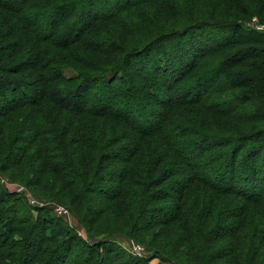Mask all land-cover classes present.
<instances>
[{
    "label": "trees",
    "instance_id": "obj_1",
    "mask_svg": "<svg viewBox=\"0 0 264 264\" xmlns=\"http://www.w3.org/2000/svg\"><path fill=\"white\" fill-rule=\"evenodd\" d=\"M196 2L188 13L186 6L175 2L165 5L168 14L177 9L189 16L178 22L184 26H173L157 35L154 31L138 35L129 28L128 21L120 19L126 9L123 3L113 15L103 17L93 14L84 0H0V118L37 106L42 99L57 115H70L67 122L59 121L56 129L45 123L47 130L39 120L29 121L34 134L25 142L31 141L30 145L16 150L20 155L15 157L9 152L6 161L10 164H0V172L8 167L20 168L24 154L34 145L31 153L36 169L51 173L56 184L61 182L60 191L70 199L68 205L79 212L86 205L85 192L103 180L102 172L108 168L105 163L123 164L126 167L117 177L116 192L106 195L109 208L131 203L126 208L135 210L132 189L141 191L136 197L144 207L147 201L175 202L173 209L160 219L150 218L145 228L138 227L139 232L150 230L154 224L178 223L177 228L187 240L191 264H264V236L259 227L256 231L261 239H248L245 233L254 230L255 217L258 224H264V32L243 27L254 18L264 25V0ZM113 20L115 32L111 41L99 25ZM207 27L230 30V37L216 47L193 52L173 79L166 68H161L167 77L162 72V77L150 87L145 84L140 91L144 108L138 106L139 115L145 114L151 102L160 110L152 126L144 125L139 115L129 112L138 92L128 82L131 77H127L125 63L149 54L158 42L177 33L175 30ZM212 56L218 59L215 63L208 59ZM67 58L69 65L103 75L97 110L89 107L87 101L90 86L84 90L77 86L74 92L73 85L67 90L72 81L80 84L89 79H64L61 73ZM136 75L146 82L141 72ZM218 80L238 91L234 104L252 108V112L246 115L240 106L236 110L211 108L208 100L217 92L214 83ZM185 123L191 127L181 126ZM0 124V148L8 153L7 140L3 139L6 124ZM184 138L187 139L181 141ZM124 139L127 146L112 147ZM126 148L129 152L121 157L118 152ZM205 172L214 177L204 176ZM70 175L74 182L66 180ZM236 175L248 180L247 184L259 183L257 193L250 195L251 189H243ZM176 176L183 178L184 186L164 185ZM12 183L26 189L29 186ZM194 194L200 207L192 203ZM120 197L123 199L118 200ZM228 197L240 204L234 205ZM222 204L229 208L220 211ZM26 205L23 194L10 193L3 187L0 190V264H66L73 254L74 239L69 236V229L61 219L50 220L46 216L45 220H32L24 214ZM143 213L145 216L146 211ZM138 216L135 215L139 219ZM227 219L235 221H229L230 228L225 230ZM129 225L125 232L137 240L133 233L136 225ZM38 230L44 232L36 236L40 237L38 243H33L30 239ZM110 250L93 244L87 259L79 264H119V255H109ZM74 253L75 257L83 256L80 249ZM142 259L139 264H148Z\"/></svg>",
    "mask_w": 264,
    "mask_h": 264
},
{
    "label": "rangeland",
    "instance_id": "obj_2",
    "mask_svg": "<svg viewBox=\"0 0 264 264\" xmlns=\"http://www.w3.org/2000/svg\"><path fill=\"white\" fill-rule=\"evenodd\" d=\"M84 1L86 5L91 7L93 14L103 17L113 15V13L121 7V3H123L126 9L121 14L120 19L128 21L129 28H134L135 33L138 35H142L144 32L148 33L149 31H154L157 35V33L166 31L173 26H176L177 28L179 25V20L186 18V16L189 17L186 14V16L180 14L179 10L177 9L172 11L171 14H168V12L166 13L167 8L165 5L167 3L169 4L170 1L182 5L181 7L186 6L188 8L187 13L189 11L191 12V8L196 6L193 4V2L198 4L196 0H134V2L132 0H110L111 2L109 3L106 2L107 0ZM131 3H134V5L129 7L125 5ZM71 8L78 9L76 6H72ZM114 21L116 20L104 21L99 25L102 34L105 32L111 41L114 37L112 34L115 32ZM181 26H184V24L179 25V27ZM243 27L246 29H256L257 31L264 32V25H259V20L257 18L251 19L250 23H244ZM175 31H177V33L172 34L171 36L166 37V39H162L160 42H158L154 46L155 48L152 49L149 54L135 56L125 63L128 70L127 77H131L128 82L131 81V88L133 91L138 92V94L135 93L138 98L136 102H131L129 112H131L132 115H139L138 106H143L144 108L140 91L141 89H145L146 83L150 87L158 80V78L162 77L161 75L165 71H162L161 68H166L167 75L173 79L178 74L179 70L183 68L188 59L192 57L193 52H199V50L202 48L210 49L216 47L217 44H221L230 37V30L225 28H220L215 31L209 27L193 30L182 29ZM63 32H66V28ZM137 46L138 45L134 47ZM140 46L141 45L139 44V47ZM208 59L214 63L218 60L215 56L209 57ZM68 62L69 58L66 59V62H64L65 65L62 67L61 74L64 79L70 81L77 80L79 77L84 78V81L85 77H89V79L85 83H80L84 86L77 84L76 81H72L68 86H66L67 90L73 85H76L75 87L71 88V90L74 92L77 86L79 87V90H84L90 86V89L88 90L90 92V96L87 98V101L89 107H91L93 110H97L98 106L95 105L96 100L99 98L101 93L98 89L102 84L101 80H103V77L101 78L100 76L103 75L95 71L92 72V70L87 68H80L78 66L75 67L72 64L69 65ZM135 70L138 72H135ZM140 72L146 76V82H143L140 76L136 75V73ZM166 73L163 74L165 77H167ZM215 85L217 92L212 95L210 100H208V103L211 104V108L214 106V109L219 107L225 110H236L238 106H240L243 113L246 115L252 112V108L249 110L248 107L241 106L238 103H233V101L237 102L235 96L238 91L233 90V88H228V85H226L223 80H218L217 83H214V86ZM179 92L181 93L182 91L179 89ZM229 100L232 103L228 102ZM137 102H139V104H137ZM148 108L149 109L145 112V114L142 116L139 115V119L145 121V123H143L144 125L147 124V126H152L156 121V113L159 112L160 108L155 102H151ZM26 109L27 110H18L16 113L13 112L14 115L13 113L9 114L4 119L0 118L1 122L4 121L6 124L3 129V139L5 141L7 140L6 144L9 149H7V153L6 150H1L0 148L1 166H8L10 164V162L6 161L8 155L10 158L9 152H12L13 157H15L20 155V151L16 153V150L30 145L31 141L28 143L25 142L29 136L34 134L29 121L39 120L42 122L41 126L48 130V126L56 129V126L60 124V122H67V118H70V115L67 113H62L61 116H59L61 113H59V115L54 113V109L50 107L45 99H42L37 106L31 105L26 107ZM0 110L2 111V108H0ZM28 110H30V112ZM45 123H49L48 126H45ZM181 126L184 128L191 127V125H188L187 123L182 124ZM73 130L74 126L72 125V127H70L68 130L70 135L72 134ZM23 131L24 134H22ZM183 131L185 130L182 129L181 132ZM22 135L23 137H21ZM44 137L49 136L45 134ZM18 139L21 140L20 143H16ZM186 139L187 138L181 139V141ZM126 140L124 139L119 141L120 143L116 142L112 145V147H125L127 146L125 144ZM33 148L34 145L31 146V149L27 154H24L25 160L21 164L20 168L8 167L4 172H0V190H2L3 187L10 193L23 194L27 200V207L23 208L24 214L32 217V220L34 221L45 220L44 218H46V216L50 220H62L63 224H65V226L69 229V236L74 239L72 244L73 254L66 264H79L83 262V260L87 259V255L90 254V248H92L93 244L101 245L103 248L109 247V249H111V253L109 255H119V264H125L127 261H129V264H137V262L139 264L140 261L138 260H143L142 258L146 259L148 264H191V259L188 257V251L186 250L187 240H185L183 235H181L182 231L180 232L179 228H177L179 225L178 223L173 226L154 224L150 226L151 229L148 231H145L147 228L143 229L141 232L137 230L138 227L145 228L150 218H155V220L160 219L162 215L171 211L174 207V201L169 199H162L158 202L147 201L146 207H144L140 205L139 200L136 197L141 194V191L132 189L131 192H134V194L131 196V202L134 203V207L136 208L135 210L132 211L126 208L127 205L131 206V203H128L125 207H119V204H115L112 206V208L110 207L111 209L109 208V205L111 204L109 203V200H107L108 197L106 195H112L116 192L119 181L117 177L123 174V171L126 167L125 165L120 163H105L106 167L108 166V168L102 172L103 180L96 181V184L93 185L94 187L89 189V192H85V198L87 197L86 205L84 208H81V211L78 212L68 205V202L70 201L68 195L64 194L63 191H60L61 182L56 184L51 173H42L39 169H36L37 166L36 163H33V154L31 153ZM117 148H110V150L117 151ZM129 150L130 149L127 148L122 149V151L118 152V154L123 157L129 152ZM11 159L13 158L11 157ZM204 176H208L210 178L214 177L211 175V173L207 172H205ZM181 178L182 177L179 176H176V178H170L165 182L164 185L168 184L169 187H174V185L177 186V184L181 183V185L184 186V180ZM235 178H237L239 184L243 186V189H251V192L254 194L249 193L250 195H255V193H257L256 188L258 187L259 183L255 184L253 181L247 184L248 180L246 181L243 176L240 179V176L236 175ZM9 180H11V182H9ZM66 180L68 182H74V178L71 175L68 176ZM12 182H23L29 186H27L28 188L26 189L18 183L14 184ZM127 195L130 196V194ZM160 195L162 197V193ZM228 198L229 201L232 200L234 205L240 204L238 200L235 202L233 201L234 197ZM31 199H34L37 203L30 204ZM122 199L123 197L118 198V200ZM199 202H197L196 195L194 194L192 200L193 205L200 207ZM54 204L59 206L61 205L69 211L67 214L59 216L54 210ZM224 204L220 206V211L229 208L228 204V206ZM140 207L142 209H140ZM210 207L211 206H209V209ZM38 210L44 211L40 212ZM143 210L146 211L145 216H143ZM204 211H202V214ZM134 213L135 215H140L138 216L140 218L138 219L135 217V215L133 217ZM80 220L83 222L81 223ZM229 221L230 220L228 219L225 221L226 226L223 229L228 230L230 228L229 223H233L235 220L233 219L232 221ZM257 222L258 219L256 217L252 219L254 230L245 232L248 239L251 237L261 239L260 233L256 231L258 227L259 231H261L264 236V224H258ZM128 224H130L128 226L129 228H134L136 225L135 231L133 233H135L134 235L137 237V240L132 239L131 234L125 232ZM261 225L262 227H260ZM42 232L44 231H36L30 240L33 243H38L40 237L36 236L42 235ZM45 234L46 232L44 235ZM14 239L17 241L19 240V237L15 236ZM261 245L263 246L264 250V241H261ZM213 247H215V245ZM78 249H80V252L83 254L82 257H75L74 252H76ZM191 250H195V247H191ZM92 263L94 262L92 261Z\"/></svg>",
    "mask_w": 264,
    "mask_h": 264
},
{
    "label": "built area",
    "instance_id": "obj_3",
    "mask_svg": "<svg viewBox=\"0 0 264 264\" xmlns=\"http://www.w3.org/2000/svg\"><path fill=\"white\" fill-rule=\"evenodd\" d=\"M35 204V203H37L34 199H31V201H30V204ZM53 207H55V212H56V214L57 215H64V214H67V212L69 211V210H66L63 206H59V205H53Z\"/></svg>",
    "mask_w": 264,
    "mask_h": 264
}]
</instances>
